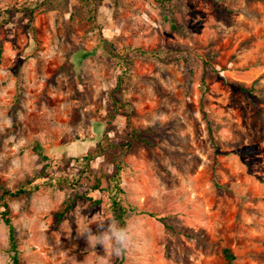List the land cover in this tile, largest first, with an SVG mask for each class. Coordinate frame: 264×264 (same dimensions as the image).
<instances>
[{
  "label": "rangeland",
  "instance_id": "1",
  "mask_svg": "<svg viewBox=\"0 0 264 264\" xmlns=\"http://www.w3.org/2000/svg\"><path fill=\"white\" fill-rule=\"evenodd\" d=\"M0 41L3 264H100L115 186L111 264H264V0H0Z\"/></svg>",
  "mask_w": 264,
  "mask_h": 264
},
{
  "label": "clouds",
  "instance_id": "2",
  "mask_svg": "<svg viewBox=\"0 0 264 264\" xmlns=\"http://www.w3.org/2000/svg\"><path fill=\"white\" fill-rule=\"evenodd\" d=\"M84 208H87V205ZM84 208L77 206L79 211V217L76 220L77 234L85 237L91 247L102 246L106 255L100 257V264H111V257H119L123 252L134 246L131 226L121 227L115 219L105 221L102 218V212L89 219L81 214ZM91 222L96 224V231H93ZM0 264H3L2 260H0Z\"/></svg>",
  "mask_w": 264,
  "mask_h": 264
},
{
  "label": "trees",
  "instance_id": "3",
  "mask_svg": "<svg viewBox=\"0 0 264 264\" xmlns=\"http://www.w3.org/2000/svg\"><path fill=\"white\" fill-rule=\"evenodd\" d=\"M1 54H2V44L0 41V62H1ZM150 133L155 134L154 131H150ZM128 136H129V141H128V143H126V146H129V147L131 146V142H132L130 140H134L137 142L140 138L139 132L136 130H130L128 133ZM94 188H96V187H94ZM0 191H1L0 192V198H3L4 196H14L15 197V196L25 192V189L23 187H19V188L15 189L14 191H9V190L3 188V189H0ZM120 192L121 191H120L119 187L115 186V189H114L112 195L110 196V201H111V207H112L113 211L118 212L117 220L120 223H123L122 215L125 213L126 208L123 207L120 203L121 202V196L119 195ZM81 197L90 201V203L94 206L99 204V200H92L89 196L81 195ZM72 203H73L72 199L65 201L62 209L58 213V217L64 216L71 209ZM1 206H2L3 224L5 225L6 230H7L8 243L10 244V247L12 248V250H15L14 230H13L12 224L10 223L9 218L7 217V205L3 201ZM149 215H151V214L149 213ZM223 252H224L225 257H227L228 259H232V256L228 254V251L226 249H224ZM12 261H13V264H15L17 262V253L13 254Z\"/></svg>",
  "mask_w": 264,
  "mask_h": 264
},
{
  "label": "crops",
  "instance_id": "4",
  "mask_svg": "<svg viewBox=\"0 0 264 264\" xmlns=\"http://www.w3.org/2000/svg\"><path fill=\"white\" fill-rule=\"evenodd\" d=\"M48 23H50L49 20H48ZM114 28H117V26H114ZM107 31L108 30H105V29L103 30L102 35L99 37V40L95 44L94 50L96 49V51L98 53H105L107 46H111L110 38L113 35H110L109 33H107ZM49 34H50V38H51V36L54 35L51 32ZM87 57H89V54L87 53V51H85L83 48H75L71 51L68 60H69V62H72L74 64H78V63H82L83 60Z\"/></svg>",
  "mask_w": 264,
  "mask_h": 264
}]
</instances>
